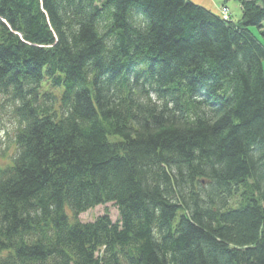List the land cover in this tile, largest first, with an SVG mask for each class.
<instances>
[{
  "label": "trees",
  "instance_id": "obj_1",
  "mask_svg": "<svg viewBox=\"0 0 264 264\" xmlns=\"http://www.w3.org/2000/svg\"><path fill=\"white\" fill-rule=\"evenodd\" d=\"M235 1L0 0V264H264V0Z\"/></svg>",
  "mask_w": 264,
  "mask_h": 264
},
{
  "label": "rangeland",
  "instance_id": "obj_2",
  "mask_svg": "<svg viewBox=\"0 0 264 264\" xmlns=\"http://www.w3.org/2000/svg\"><path fill=\"white\" fill-rule=\"evenodd\" d=\"M217 4H224L221 5L227 7L229 19L232 20L233 23H237L240 18V5L235 0H217ZM250 31L257 37L258 40L261 41V37L256 30V28H250ZM12 136L11 126L5 122L4 126L0 129V152L6 150L7 146L9 145L10 139ZM108 214L112 222H116L119 219V214L117 208L112 203H107L101 206H97L94 209L88 210L78 216V220L81 222H91L95 218L103 215Z\"/></svg>",
  "mask_w": 264,
  "mask_h": 264
},
{
  "label": "crops",
  "instance_id": "obj_3",
  "mask_svg": "<svg viewBox=\"0 0 264 264\" xmlns=\"http://www.w3.org/2000/svg\"><path fill=\"white\" fill-rule=\"evenodd\" d=\"M191 1L192 3L196 4V5H199V6H202L210 11H212L213 13L215 14H219L217 9L221 6V5H224V4H217V0H189Z\"/></svg>",
  "mask_w": 264,
  "mask_h": 264
},
{
  "label": "built area",
  "instance_id": "obj_4",
  "mask_svg": "<svg viewBox=\"0 0 264 264\" xmlns=\"http://www.w3.org/2000/svg\"><path fill=\"white\" fill-rule=\"evenodd\" d=\"M219 16H220V18L222 19V20H224V21H228V17H229V15H228V9H227V7H225V6H222L221 7V11L219 12Z\"/></svg>",
  "mask_w": 264,
  "mask_h": 264
},
{
  "label": "bare ground",
  "instance_id": "obj_5",
  "mask_svg": "<svg viewBox=\"0 0 264 264\" xmlns=\"http://www.w3.org/2000/svg\"><path fill=\"white\" fill-rule=\"evenodd\" d=\"M226 6V5H225ZM218 13L221 11V6L217 9ZM219 15V14H218Z\"/></svg>",
  "mask_w": 264,
  "mask_h": 264
}]
</instances>
